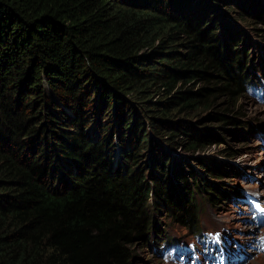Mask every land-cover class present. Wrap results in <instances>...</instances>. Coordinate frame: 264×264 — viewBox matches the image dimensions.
I'll return each instance as SVG.
<instances>
[{"label": "trees", "instance_id": "1", "mask_svg": "<svg viewBox=\"0 0 264 264\" xmlns=\"http://www.w3.org/2000/svg\"><path fill=\"white\" fill-rule=\"evenodd\" d=\"M234 7L264 25V0H0V264H134L139 241L179 240L156 234L163 208L241 196L157 140L245 130L227 112L256 64Z\"/></svg>", "mask_w": 264, "mask_h": 264}, {"label": "rangeland", "instance_id": "2", "mask_svg": "<svg viewBox=\"0 0 264 264\" xmlns=\"http://www.w3.org/2000/svg\"><path fill=\"white\" fill-rule=\"evenodd\" d=\"M220 9L223 8L220 7ZM238 12L243 11L239 7H234V11L231 12L232 15L229 16L227 22L244 30L247 42H249L248 48L253 49L252 61L256 64L252 68L249 66V70L255 76V80H258V77L263 76L260 72L262 65L260 57L264 56V37L262 38L258 34H264L261 32L264 25L258 23L257 19L246 21L237 19L236 14ZM243 13L245 14V12ZM199 85L200 83H197V86ZM223 98H218L217 104L211 109L212 112L213 110H221L223 105L227 103V100ZM233 103L227 114L236 115L242 123H245L246 128L243 132L239 131L234 135L226 132L223 129L226 127L218 122L200 120V127L214 128L215 132L219 134L220 137L216 138L213 143L204 147L201 146L196 150H188L183 144L185 138L178 139L179 144L174 146H170L162 139L157 138V140L170 151L171 156L187 173L193 168L207 181L224 183V188L236 189L241 193L256 188L264 194V145H262L261 140L264 137V81L260 82L258 87H253L252 92L246 91L240 95ZM206 115L207 113L200 111L193 117H187V120L195 122L198 118L202 119ZM118 153L119 148H116L115 155ZM200 159L210 165L214 163L217 168L224 170L223 172L216 171L217 174L221 175V178L217 174H211L212 172L208 173L207 169H201ZM242 209H247V205H242ZM236 210L237 207L230 200L220 199L217 203L205 201L202 205L196 206L197 215L191 220L188 219L187 214L182 216L177 210H172L173 213L169 215L167 214L169 210L163 208L156 214V218L160 221L156 234H159L160 238L170 236L173 238H190L202 230L214 231L221 228H225L231 234H236V232H240L243 222ZM155 241L160 240L155 238ZM155 241L152 238L150 242L144 240L136 243L134 246L136 253L134 264H166L155 251L153 246ZM245 264H264V255H253Z\"/></svg>", "mask_w": 264, "mask_h": 264}, {"label": "bare ground", "instance_id": "3", "mask_svg": "<svg viewBox=\"0 0 264 264\" xmlns=\"http://www.w3.org/2000/svg\"><path fill=\"white\" fill-rule=\"evenodd\" d=\"M237 225V224H236Z\"/></svg>", "mask_w": 264, "mask_h": 264}]
</instances>
